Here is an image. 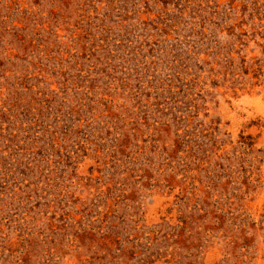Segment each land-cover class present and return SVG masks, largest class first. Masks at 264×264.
Instances as JSON below:
<instances>
[{"label": "rangeland", "instance_id": "1", "mask_svg": "<svg viewBox=\"0 0 264 264\" xmlns=\"http://www.w3.org/2000/svg\"><path fill=\"white\" fill-rule=\"evenodd\" d=\"M0 264H264V0H0Z\"/></svg>", "mask_w": 264, "mask_h": 264}]
</instances>
